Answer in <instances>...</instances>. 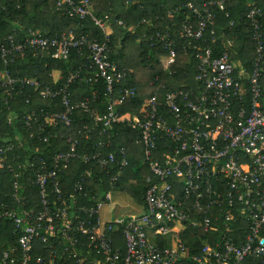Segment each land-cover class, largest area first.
<instances>
[{
  "label": "built area",
  "instance_id": "2783aa9c",
  "mask_svg": "<svg viewBox=\"0 0 264 264\" xmlns=\"http://www.w3.org/2000/svg\"><path fill=\"white\" fill-rule=\"evenodd\" d=\"M232 1L189 0L168 12L172 16L184 9L177 35L184 41L182 50L195 59L200 88L157 90L135 114L118 110L136 93L115 88L126 81L128 69L110 59L105 31L110 14L97 16L91 0L55 4L70 17L90 18L104 32L102 38L72 31L44 35L33 28L27 36L5 38L0 57L6 65L27 51L59 60L74 52L84 63L57 86L0 70L5 101L31 87L51 108L31 110L15 142L0 141V167L11 174L12 185L10 198L0 204V222L12 226L6 247L0 244V264H264V11L258 0H247L254 58L245 72L230 52L232 40L224 39L226 49L215 55V11H225ZM141 23L151 22L142 18ZM153 37L166 51L161 62L170 72L175 38L158 28ZM99 80L105 83L103 112L96 92L79 98L73 93L77 81ZM24 100L30 103L32 95L25 94ZM77 112L91 116L99 127L96 144L87 147L73 133L62 134L66 150L40 155L38 142L48 146L52 138L48 129L61 125L72 130ZM74 130L91 138L88 124ZM122 130H131L142 146L141 163L154 180L148 179L141 213L104 221L100 211L128 165L124 145L106 151ZM81 164L84 169L70 178ZM191 230L200 232L196 253L186 245Z\"/></svg>",
  "mask_w": 264,
  "mask_h": 264
},
{
  "label": "trees",
  "instance_id": "16d2710c",
  "mask_svg": "<svg viewBox=\"0 0 264 264\" xmlns=\"http://www.w3.org/2000/svg\"><path fill=\"white\" fill-rule=\"evenodd\" d=\"M95 7L94 13L97 16L104 12L110 14V21L113 24V33L109 34V57L118 62L121 66L128 69V77L123 84H117L115 88H133L136 95L126 100L118 106L122 113L130 112L135 114L143 100L152 95L155 91L165 93L166 91L176 89H193L198 91L200 83L196 81V65L192 53L182 50L183 40L177 35V23L184 17V9H180L172 16L168 12L175 7H181L189 0H91ZM247 0H234L228 5L225 11L216 10L217 25L215 26L218 39L215 44V55L218 56L226 49L224 39H232L236 55L233 58L238 62V69L241 67L245 72H249L254 52L250 41L249 25L246 21ZM259 5L264 11V0H258ZM158 16V19H157ZM142 18L150 20V24L141 23ZM115 19L121 20L118 24ZM233 21L229 25V21ZM38 29L44 35H59L62 32L72 31L75 35L90 33L92 36L103 37L104 32L100 30L90 18L79 20L70 17L59 11L56 7L55 0H0V44L10 34L18 36H27V29ZM168 30L176 41V59L175 63L169 68L170 72L163 68L161 55L166 51L162 50L160 43L155 37L150 38L154 30ZM224 36V37H223ZM84 63V58L72 52L66 60H59L45 55L43 57L34 56L29 51L26 55L16 58L6 65L0 57V70L7 68L17 76L34 77L45 84L57 86L62 83L69 71ZM241 66V67H240ZM58 70L60 78L54 80L52 72ZM96 92V105L100 112L105 108V83L99 80L98 83L76 82L73 86L75 98L82 96H92ZM25 94H31L32 100L26 103ZM7 95L0 88V141L7 143L15 142V135L22 133V124L24 116L31 110L39 111L41 108L50 110L49 101L38 97L37 93L31 88L26 87L13 98L4 100ZM94 102V105H95ZM55 108L60 105L55 104ZM12 118L9 122L8 119ZM81 124H88L91 130V138L84 139L82 134L77 135L74 131ZM72 130L67 127L57 125L50 127L49 133L52 134L50 144L45 146L39 144L42 156L50 157L51 154L66 150L68 145L61 137L62 134L73 133L79 138L81 144L90 147L101 138L98 133L99 127L94 125L91 116L77 112ZM36 132V131H35ZM47 132V130H45ZM20 133V134H21ZM41 134V133H40ZM36 139H33L35 141ZM124 145L127 150L128 165L124 170L123 179L119 180L121 187L131 189L133 193L138 194V199L144 198V192L149 183L147 179H153L148 167L141 163L143 158L142 146L136 144L133 140L131 130L119 131V134L113 140V146L106 151L114 150ZM16 153L23 152L15 150ZM39 155V153H37ZM12 156L9 153L8 159ZM81 164L77 170L70 171V178H74L78 171L84 169ZM139 172L142 173L139 175ZM137 173V174H136ZM147 174V175H145ZM147 176V178H146ZM130 177L138 179L136 184L125 185L126 180ZM103 188H108L106 182ZM123 183V185H122ZM118 185V187L120 186ZM11 174L4 168L0 167V204L5 203L10 197ZM0 244L6 247L12 226L8 221L0 222ZM190 230V229H188ZM192 235L188 238L186 245L191 253H196L201 243L198 237V230H191ZM264 233V229L262 231ZM121 242V239L117 243ZM122 243V242H121ZM194 264V263H190ZM258 264V263H253Z\"/></svg>",
  "mask_w": 264,
  "mask_h": 264
},
{
  "label": "crops",
  "instance_id": "0c3cea01",
  "mask_svg": "<svg viewBox=\"0 0 264 264\" xmlns=\"http://www.w3.org/2000/svg\"><path fill=\"white\" fill-rule=\"evenodd\" d=\"M92 5H93V3H92ZM93 9L95 10V7L93 6ZM113 24L109 21V22H107V25H106V27H105V31H106V33H108V34H112L113 33ZM230 40H232V39H230ZM232 44H233V40H232ZM232 46L233 45H231V47H230V52H231V54H232V56H235L236 55V50H234V48H232ZM227 47V46H226ZM234 60L236 61V59L234 58ZM237 62V61H236ZM237 64H238V62H237ZM241 67V66H240ZM56 71V70H55ZM55 71H53L52 72V77H53V79L54 80H57V79H59V77H60V74H57V76H55L54 75V72ZM58 71V70H57ZM137 174V173H136ZM140 174H142V173H140L139 172V175ZM145 175H147V174H145ZM148 176V175H147ZM147 176H146V178H147ZM122 179H123V177H122ZM147 181H148V179H147ZM138 182V179H136V178H132V177H130V178H128L127 180H126V184L125 185H129V184H136ZM122 185H123V183H122ZM120 187H121V185H120ZM122 188V187H121ZM119 192H124V193H122V194H119ZM112 194H113V197L114 196H116V197H118V195H127L129 198H130V203H131V206H130V211H128V213H125V215L127 214H139V213H141L142 211H143V200L142 199H138V194L137 193H133V191H132V189H131V192L129 191V189H124V188H122V190H120L119 188L118 189H114V190H112V192H111V198H112ZM144 194V193H143ZM109 205V203H107V204H105L103 207H102V209H101V211H100V216H101V219L102 220H104V221H112V220H114L115 219V217H111L112 215L111 214H109V213H107L106 212V209L109 207L108 206Z\"/></svg>",
  "mask_w": 264,
  "mask_h": 264
},
{
  "label": "rangeland",
  "instance_id": "374dc122",
  "mask_svg": "<svg viewBox=\"0 0 264 264\" xmlns=\"http://www.w3.org/2000/svg\"><path fill=\"white\" fill-rule=\"evenodd\" d=\"M57 74H59V71H55L54 75L57 76ZM120 190H122V188H124V186L121 188L120 186L118 187ZM118 188H115L118 189ZM124 192H119V194H122ZM109 207L106 209V212L111 214L112 218H119L122 217L123 215H125V213H128V211H130V198L127 195H118V197L114 196L112 194V198L109 201Z\"/></svg>",
  "mask_w": 264,
  "mask_h": 264
}]
</instances>
